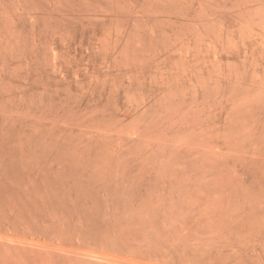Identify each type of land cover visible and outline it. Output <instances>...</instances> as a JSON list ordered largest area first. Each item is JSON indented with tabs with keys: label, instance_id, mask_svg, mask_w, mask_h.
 <instances>
[{
	"label": "rangeland",
	"instance_id": "1",
	"mask_svg": "<svg viewBox=\"0 0 264 264\" xmlns=\"http://www.w3.org/2000/svg\"><path fill=\"white\" fill-rule=\"evenodd\" d=\"M0 264H264V0H0Z\"/></svg>",
	"mask_w": 264,
	"mask_h": 264
}]
</instances>
